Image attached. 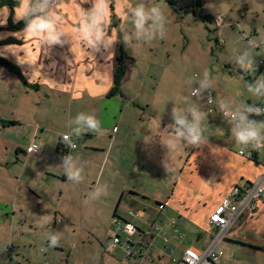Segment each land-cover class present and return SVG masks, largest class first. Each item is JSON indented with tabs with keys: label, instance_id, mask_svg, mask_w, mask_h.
I'll return each instance as SVG.
<instances>
[{
	"label": "crops",
	"instance_id": "obj_1",
	"mask_svg": "<svg viewBox=\"0 0 264 264\" xmlns=\"http://www.w3.org/2000/svg\"><path fill=\"white\" fill-rule=\"evenodd\" d=\"M126 3L130 5L128 0ZM124 5L125 0H110L109 36L118 40L111 48L101 46L95 51L75 31L80 8H90V2L57 1L54 10L63 21L59 27L69 33V41L53 46L23 34L25 25L9 28V9L0 7V55L19 67L29 84L36 85L23 84L0 65V225L7 224L9 217L14 222L18 197L19 238L36 236L37 224L44 217L53 218V231L69 227L66 218L71 223L70 218L61 204L82 213L87 205L82 225L87 222L91 230L82 235V242L94 250L89 264H134L136 258L126 255L125 240L120 237L113 243L120 232L116 226L124 223L135 226V241L149 225H156L151 232H143L149 249L141 264H177L185 248L202 252L213 244L218 228L209 223L210 213L234 186L260 180L264 151L235 145L228 122L215 119L221 115L217 103L208 106L207 112H213L207 114V127L217 125L222 131L205 134L207 142L199 147L177 141L176 149L168 151L163 143L173 136L170 127L174 120L161 104L153 107L122 91L108 95L123 36L121 24L128 15ZM14 17L15 8L13 23L17 22ZM8 38L17 41L7 42ZM260 58H264V49ZM197 99L204 101L205 109V95ZM79 113L95 115L104 135L89 132L74 137L77 146L67 150L61 135L69 131V119ZM250 118L260 121L264 115ZM32 142L41 149L37 155L26 151ZM63 151L83 167L81 183L67 180L61 166ZM250 151L255 160L248 156ZM98 180L107 185V192L91 199L89 193ZM48 203L53 214L39 215ZM97 222L108 224L110 233L106 230L99 235ZM229 243L264 252V191L253 209L244 206L240 210L216 246L223 250ZM139 248L136 245L134 252ZM216 264H222L221 257Z\"/></svg>",
	"mask_w": 264,
	"mask_h": 264
},
{
	"label": "rangeland",
	"instance_id": "obj_2",
	"mask_svg": "<svg viewBox=\"0 0 264 264\" xmlns=\"http://www.w3.org/2000/svg\"><path fill=\"white\" fill-rule=\"evenodd\" d=\"M128 1L133 7L140 3L161 6L168 23L166 38L154 39L150 44L133 38L126 46L121 37L119 45L122 47L118 48L117 55L122 51L126 56L121 83L123 95L138 96L157 108L161 104L169 117L174 107L191 105L205 110L208 118L207 114L213 112L208 113L209 104L203 109L204 101L191 95L192 89L198 87L196 79L202 78L207 69L214 81V90L211 91L218 101L223 98L237 105H251L253 102L256 106L264 105V97L252 96L246 87V84L255 83L264 76V66L259 68L264 47V0H200L203 13L210 17L208 21L191 11L178 13L165 0ZM121 25L122 35L126 31L131 36L134 26L130 15ZM245 51L253 56V71L246 72L234 63L235 57ZM0 88L3 89L2 85ZM205 92L201 97L204 98ZM221 115L215 119L222 120L224 117ZM207 118L202 122L205 134L212 136L217 130L222 131L217 125L207 127ZM48 204L38 211L39 215L53 214L51 203ZM86 209L87 205L84 206ZM61 210L69 216L71 223L66 218L69 227L62 226L56 230L60 237L58 246L48 247L46 237L49 230H53V221L46 227H38L33 238L26 235L19 238L18 197L14 222L9 217L7 224L0 225V264H89L94 250L82 242V235L91 230L87 222L82 225L84 210L82 213L64 204H61ZM97 227L101 236L110 230L108 224L104 226L100 222H97ZM223 252L222 264H264V252L240 243L224 245Z\"/></svg>",
	"mask_w": 264,
	"mask_h": 264
},
{
	"label": "clouds",
	"instance_id": "obj_3",
	"mask_svg": "<svg viewBox=\"0 0 264 264\" xmlns=\"http://www.w3.org/2000/svg\"><path fill=\"white\" fill-rule=\"evenodd\" d=\"M90 2V8L81 7L79 15V27L75 30L81 42L88 46V49L99 50L101 46L105 49L111 48L118 40L115 36H109L110 22V0H81V3ZM56 0H18L15 7V21H25L23 34L30 35L40 41L41 45L53 46L62 45L69 41V33L61 29L59 25L63 22L62 17L55 13ZM134 32L130 36L126 31L123 32V42L128 46L134 38L137 42L150 44L154 39H165L167 36L168 17L163 8L157 4L146 6L143 3L131 6L125 5ZM127 19V17H125ZM234 63L246 71L254 70L253 56L245 51L235 57ZM191 83V81H190ZM191 91L192 96L200 98L205 91L214 90V81L210 72L205 69L202 78L196 79ZM247 90L254 97H264V76L256 80L255 83L246 84ZM209 104L217 103L218 111L223 114L224 119L231 126L232 139L235 145L247 150L257 152L264 151V120L257 121L251 119V115H264V107L256 106L255 102L251 105L234 104L230 100L219 99L214 101L209 95ZM174 123L171 124L173 136L164 145L168 151L175 150L177 141H184L186 145L199 147L207 142L205 136L206 129L202 127V122L207 118L206 113L195 106L189 105L186 108L172 109ZM69 131L61 135L62 142L70 148L74 147V137L80 138L85 133H93L103 136L104 130L101 128L100 121L92 114L79 113L75 118L68 121ZM34 149H29L33 151ZM61 166L68 181L81 183L84 180L83 167L79 161L71 154L62 158ZM166 171L168 166L164 161ZM107 185L97 181L95 189L89 193L91 199H98L106 194ZM52 217H44L38 222L37 227H46L51 224ZM48 247H56L60 237L56 231L49 230L47 234Z\"/></svg>",
	"mask_w": 264,
	"mask_h": 264
},
{
	"label": "built area",
	"instance_id": "obj_4",
	"mask_svg": "<svg viewBox=\"0 0 264 264\" xmlns=\"http://www.w3.org/2000/svg\"><path fill=\"white\" fill-rule=\"evenodd\" d=\"M58 0H56L57 3ZM264 49V47H263ZM261 65H264V58L260 61ZM260 68V67H259ZM211 95L214 100V95L212 91L205 92L206 101H208V97ZM208 103V102H207ZM209 104V103H208ZM209 105H213L209 104ZM220 114H222L220 112ZM223 115V114H222ZM62 140V138H61ZM76 147L77 142L74 141ZM67 145V144H66ZM69 147V146H68ZM34 149L33 151H29V149ZM70 148V147H69ZM28 154L37 155L41 152L39 146L32 142L26 148ZM240 154H244L243 150L239 151ZM251 151L248 152V156L251 157ZM61 156H66V151L61 153ZM264 191V175L260 178L259 181L253 182L244 186H234L228 195L222 199V201L217 204L213 211L210 213L208 217V221L210 224L218 228V232L214 237V242L210 245L206 250L202 252H198L192 248H185L181 257L178 259L177 264H216L220 257L223 255V250L216 246V243L219 240L224 238L225 230L228 226H231L238 217L240 210L245 206L251 209L254 208L255 202L261 197ZM114 223L118 222L119 220L114 218ZM156 225L152 224L149 225V228L143 230L144 234H147L153 230ZM116 229H120L119 233L115 234L113 238V243L116 244L120 241V237L125 240V251L127 256H133L134 259L136 258L134 264H141L142 259L145 257L147 250L149 249L147 243L142 239L143 232L138 240H134V236H132L133 232H135V226L131 223H124L123 226H116ZM138 245L140 246L137 253L134 252V247ZM4 264V263H3ZM47 264V263H45Z\"/></svg>",
	"mask_w": 264,
	"mask_h": 264
},
{
	"label": "trees",
	"instance_id": "obj_5",
	"mask_svg": "<svg viewBox=\"0 0 264 264\" xmlns=\"http://www.w3.org/2000/svg\"><path fill=\"white\" fill-rule=\"evenodd\" d=\"M173 10H175L178 13H185L191 11L194 15H200L203 17L205 21L210 20V17L208 14L203 13L202 8V2L200 0H165ZM18 0H0V7L5 5L9 9L8 14V27L11 29L19 28L23 25H25V21L21 20L19 22H14L11 19L13 10L15 6L17 5ZM17 41L13 38H8L7 42H13ZM122 47V44L119 45V50ZM125 58L126 56L123 54L122 51H120V54L115 57V69L113 73V81L112 86L108 92V95H114V94H120L121 93V83L123 81V77L125 74ZM0 65L4 67L7 71L12 72L13 74L17 75V77L20 79V81L27 85V86H36L35 84L31 85L29 84L26 79L23 76V73L21 72L20 68L6 59L5 57L0 55ZM9 124H13L14 121H7ZM62 141V140H61ZM68 146V145H67ZM69 147H66L68 150ZM251 159L255 160L254 152L251 153Z\"/></svg>",
	"mask_w": 264,
	"mask_h": 264
}]
</instances>
